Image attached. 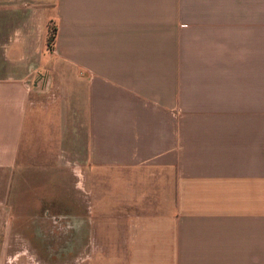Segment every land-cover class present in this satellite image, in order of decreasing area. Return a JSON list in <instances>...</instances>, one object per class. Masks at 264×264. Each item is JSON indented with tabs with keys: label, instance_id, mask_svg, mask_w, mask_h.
I'll use <instances>...</instances> for the list:
<instances>
[{
	"label": "crops",
	"instance_id": "crops-1",
	"mask_svg": "<svg viewBox=\"0 0 264 264\" xmlns=\"http://www.w3.org/2000/svg\"><path fill=\"white\" fill-rule=\"evenodd\" d=\"M20 2L0 92L40 66L60 94L52 140L94 200L112 181V264H264V0Z\"/></svg>",
	"mask_w": 264,
	"mask_h": 264
},
{
	"label": "rangeland",
	"instance_id": "rangeland-1",
	"mask_svg": "<svg viewBox=\"0 0 264 264\" xmlns=\"http://www.w3.org/2000/svg\"><path fill=\"white\" fill-rule=\"evenodd\" d=\"M21 9L20 0L1 5L0 36H14V28L22 27ZM41 32L43 47L50 51L53 24ZM49 56H43L47 68L52 67ZM3 59L0 69L9 65L11 70V60ZM38 67L31 68L24 83L11 79L8 91L0 92V264H112V181L100 185L99 200L83 189L78 158L65 152L75 150L74 144L59 146L52 140L58 127H48L65 102L47 104L59 93L42 79ZM23 95L28 105L24 113ZM102 241L110 252H93V247L104 249Z\"/></svg>",
	"mask_w": 264,
	"mask_h": 264
},
{
	"label": "trees",
	"instance_id": "trees-1",
	"mask_svg": "<svg viewBox=\"0 0 264 264\" xmlns=\"http://www.w3.org/2000/svg\"><path fill=\"white\" fill-rule=\"evenodd\" d=\"M55 34V33H54ZM51 41L53 40L54 41V35L51 37L50 39ZM51 46V45H50ZM52 47H50V50H51Z\"/></svg>",
	"mask_w": 264,
	"mask_h": 264
},
{
	"label": "bare ground",
	"instance_id": "bare-ground-1",
	"mask_svg": "<svg viewBox=\"0 0 264 264\" xmlns=\"http://www.w3.org/2000/svg\"><path fill=\"white\" fill-rule=\"evenodd\" d=\"M80 172V171H79Z\"/></svg>",
	"mask_w": 264,
	"mask_h": 264
}]
</instances>
